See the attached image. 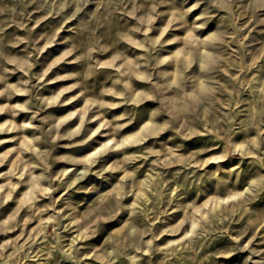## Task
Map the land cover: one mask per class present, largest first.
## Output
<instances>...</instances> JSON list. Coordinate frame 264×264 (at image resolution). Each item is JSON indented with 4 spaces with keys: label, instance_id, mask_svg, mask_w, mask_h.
<instances>
[{
    "label": "rangeland",
    "instance_id": "rangeland-1",
    "mask_svg": "<svg viewBox=\"0 0 264 264\" xmlns=\"http://www.w3.org/2000/svg\"><path fill=\"white\" fill-rule=\"evenodd\" d=\"M0 264H264V0H0Z\"/></svg>",
    "mask_w": 264,
    "mask_h": 264
}]
</instances>
